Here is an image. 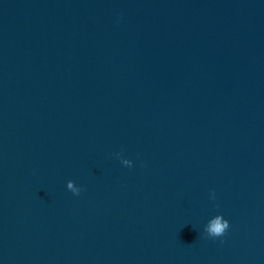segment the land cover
Instances as JSON below:
<instances>
[{
    "label": "water",
    "instance_id": "1",
    "mask_svg": "<svg viewBox=\"0 0 264 264\" xmlns=\"http://www.w3.org/2000/svg\"><path fill=\"white\" fill-rule=\"evenodd\" d=\"M0 264H264V0H0Z\"/></svg>",
    "mask_w": 264,
    "mask_h": 264
},
{
    "label": "clouds",
    "instance_id": "2",
    "mask_svg": "<svg viewBox=\"0 0 264 264\" xmlns=\"http://www.w3.org/2000/svg\"><path fill=\"white\" fill-rule=\"evenodd\" d=\"M228 229L229 221L227 219H224L223 217L218 216L213 218V220L210 222L208 232L212 237H223Z\"/></svg>",
    "mask_w": 264,
    "mask_h": 264
}]
</instances>
